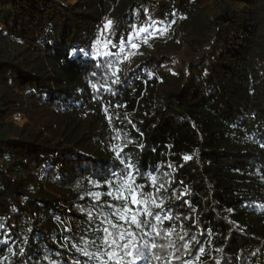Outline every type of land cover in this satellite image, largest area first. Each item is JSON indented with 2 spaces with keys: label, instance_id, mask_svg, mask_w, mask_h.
Returning a JSON list of instances; mask_svg holds the SVG:
<instances>
[{
  "label": "trees",
  "instance_id": "trees-1",
  "mask_svg": "<svg viewBox=\"0 0 264 264\" xmlns=\"http://www.w3.org/2000/svg\"><path fill=\"white\" fill-rule=\"evenodd\" d=\"M127 165L172 264H264V0H0V264H99Z\"/></svg>",
  "mask_w": 264,
  "mask_h": 264
},
{
  "label": "snow or ice",
  "instance_id": "snow-or-ice-1",
  "mask_svg": "<svg viewBox=\"0 0 264 264\" xmlns=\"http://www.w3.org/2000/svg\"><path fill=\"white\" fill-rule=\"evenodd\" d=\"M111 24V21H109ZM108 25H106L107 27ZM147 28L140 27L137 29L139 34L146 33ZM159 31V30H157ZM133 48L138 47L136 44H132ZM76 50H73V54ZM121 51L123 49L121 48ZM119 71V69H117ZM117 81H113L116 83ZM95 87V85H92ZM120 107V105H117ZM141 147H143L141 145ZM117 158H119V153H117ZM191 157L185 156L184 160H189ZM129 171L124 175V183L116 187V195L113 197L117 200H122L123 204L120 208L114 209L112 215L115 216L120 223L109 219L108 216H104L101 221L106 226L103 229H97L98 232L102 231L99 243L97 241H91V244L95 245L97 248L96 253L89 252L87 250V244L85 243V248L82 250V255L87 257L89 260L95 258L99 261V264H137L138 261L148 260V264H172L173 260L181 259L183 252L188 251L187 244L183 243L184 236H178L177 239L181 243H177L171 239L167 240V243L161 244L158 240L171 237L175 232V229H160L157 225H149L146 219L141 220L134 210V208H139L142 210L143 214L147 217L153 216V213L149 210V206L153 205L160 207V202H158L151 193H146L140 185L136 184L134 179V171L131 165H127ZM153 183H155L156 178H152ZM163 185H161V188ZM159 192V189H157ZM187 189H185V193ZM185 193H181L180 196ZM109 196H113L112 192L108 193ZM180 196L176 198L179 199ZM129 199L131 205L129 206ZM108 208H112V205H107ZM104 215L103 212L100 213ZM89 218H92V212H88ZM157 220L161 218L159 216L155 217ZM165 219H170L165 217ZM124 223L129 225L128 228H124ZM132 226L138 230H132ZM146 228H151L152 235L150 232L146 231ZM145 237L147 239H142ZM160 249L161 251H157ZM166 249H172V251L165 252ZM183 250V251H182ZM23 251V250H22ZM165 256L168 259H165ZM101 257H106V259H101ZM79 264V262H77ZM185 264H194L193 261H185ZM219 264V261H217Z\"/></svg>",
  "mask_w": 264,
  "mask_h": 264
},
{
  "label": "rangeland",
  "instance_id": "rangeland-1",
  "mask_svg": "<svg viewBox=\"0 0 264 264\" xmlns=\"http://www.w3.org/2000/svg\"><path fill=\"white\" fill-rule=\"evenodd\" d=\"M68 3L70 4H74L77 0H66ZM106 25H108L106 27ZM112 27V22L111 24H109V22L106 20L104 21L103 25L100 27V34L97 37V41H96V48L95 50L98 49H102L105 48V46H107V44L109 43V38L108 37V33L110 32ZM155 29L157 30V26L155 27ZM15 118V124L18 126H21L23 124H25L26 120L18 118V117H13Z\"/></svg>",
  "mask_w": 264,
  "mask_h": 264
}]
</instances>
